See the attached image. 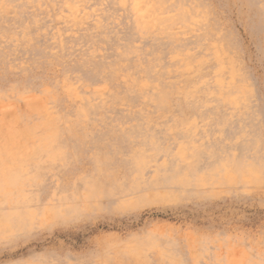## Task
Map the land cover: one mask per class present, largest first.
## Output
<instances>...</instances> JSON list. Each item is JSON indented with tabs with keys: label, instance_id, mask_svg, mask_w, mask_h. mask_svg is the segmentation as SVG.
<instances>
[{
	"label": "rangeland",
	"instance_id": "374dc122",
	"mask_svg": "<svg viewBox=\"0 0 264 264\" xmlns=\"http://www.w3.org/2000/svg\"><path fill=\"white\" fill-rule=\"evenodd\" d=\"M0 264H264V0H0Z\"/></svg>",
	"mask_w": 264,
	"mask_h": 264
}]
</instances>
